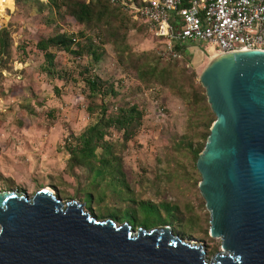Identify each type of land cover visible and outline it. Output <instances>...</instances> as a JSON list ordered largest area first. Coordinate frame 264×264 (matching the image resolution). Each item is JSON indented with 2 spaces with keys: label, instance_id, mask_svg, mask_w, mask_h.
<instances>
[{
  "label": "rangeland",
  "instance_id": "obj_1",
  "mask_svg": "<svg viewBox=\"0 0 264 264\" xmlns=\"http://www.w3.org/2000/svg\"><path fill=\"white\" fill-rule=\"evenodd\" d=\"M83 2L90 3L93 20L79 24L72 12ZM125 13L107 0L5 1L0 11V39L7 46L0 50V194L31 198L50 189L63 203L84 204L98 220L134 230L167 227L182 241L203 247L209 259L221 252V241L209 234L210 214L192 151L204 149L206 125L215 120L199 81L215 54L205 44L196 45L186 51L189 60L182 54L164 62L163 40ZM61 34L75 36L95 56L80 58L50 47L54 61L47 71L36 44ZM152 67L158 69L153 77L140 71ZM88 79L96 80L100 93L91 95ZM133 105L142 113L134 136L125 141L114 129L107 133L123 183L98 186L85 167L70 168L68 147L78 146L102 108L114 115ZM150 203L167 204L171 214Z\"/></svg>",
  "mask_w": 264,
  "mask_h": 264
},
{
  "label": "water",
  "instance_id": "obj_2",
  "mask_svg": "<svg viewBox=\"0 0 264 264\" xmlns=\"http://www.w3.org/2000/svg\"><path fill=\"white\" fill-rule=\"evenodd\" d=\"M199 81L215 120L196 161L198 188L220 253L207 259L167 227L98 220L41 189L0 194V264H264V52L216 55Z\"/></svg>",
  "mask_w": 264,
  "mask_h": 264
},
{
  "label": "built area",
  "instance_id": "obj_3",
  "mask_svg": "<svg viewBox=\"0 0 264 264\" xmlns=\"http://www.w3.org/2000/svg\"><path fill=\"white\" fill-rule=\"evenodd\" d=\"M164 43L161 60L181 58L174 45L190 51L209 46L215 55L264 52V0H109Z\"/></svg>",
  "mask_w": 264,
  "mask_h": 264
},
{
  "label": "trees",
  "instance_id": "obj_4",
  "mask_svg": "<svg viewBox=\"0 0 264 264\" xmlns=\"http://www.w3.org/2000/svg\"><path fill=\"white\" fill-rule=\"evenodd\" d=\"M107 2L110 6L125 13V11L119 6L112 5L109 0H107ZM91 14L92 10L89 2L76 4V10L72 12L74 20L79 24L91 22L93 20ZM127 16L134 21L128 14ZM134 22L145 26L140 22ZM78 43L79 42H76L75 36L61 34L39 40L36 44V49L43 54L45 62L47 63V71H49L53 66L54 61V55L48 51L50 47H56L65 53L74 55L75 57L81 58L86 55L95 56L96 53L94 50L91 51L89 48L85 49V46ZM6 48V44L0 39V50L5 51ZM174 48L181 55H187L185 49H182L179 45L175 44ZM186 58L188 60L190 59L188 55ZM140 71L144 73V75L150 77H153L158 73V69L154 67L149 68L148 70L140 68ZM84 83L91 95H96L101 92L96 80L88 79L84 80ZM202 100H206V98L203 97ZM141 117L142 113L135 105L129 108H119L114 115H107L106 109L102 108L100 117L96 122L86 128V130L79 136L78 146L68 147L71 156L69 160L70 168L76 166L85 167L92 176L93 181L96 183L95 185L98 186L105 182H109V184L113 185L123 183V171L115 156V145L107 139V133L109 130L114 129L118 133H121L122 140L128 141L136 133V130L140 125ZM212 123L213 121L206 125L207 135L204 137L205 141L209 135ZM186 147L189 148V145ZM97 150H100L99 154L97 153ZM202 150L203 146L202 148L198 147L192 151L195 159L198 158V155ZM85 196L88 200L92 199V193L85 194ZM150 205L155 209H164L165 212L171 214L172 208L167 204L157 206L150 203Z\"/></svg>",
  "mask_w": 264,
  "mask_h": 264
},
{
  "label": "bare ground",
  "instance_id": "obj_5",
  "mask_svg": "<svg viewBox=\"0 0 264 264\" xmlns=\"http://www.w3.org/2000/svg\"><path fill=\"white\" fill-rule=\"evenodd\" d=\"M5 1H7V0H0V11H1V7L3 6V4L5 3ZM8 3V2H7ZM216 55H214L213 57H211V58H214ZM47 190H49V191H51L50 189H47ZM190 243V242H189ZM192 244V243H191Z\"/></svg>",
  "mask_w": 264,
  "mask_h": 264
}]
</instances>
